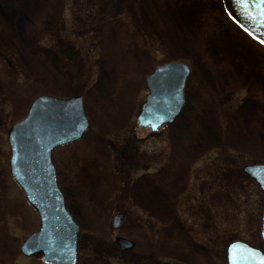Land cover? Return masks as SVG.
I'll return each instance as SVG.
<instances>
[{
	"label": "rangeland",
	"instance_id": "1",
	"mask_svg": "<svg viewBox=\"0 0 264 264\" xmlns=\"http://www.w3.org/2000/svg\"><path fill=\"white\" fill-rule=\"evenodd\" d=\"M167 60L189 66L184 102L150 132L135 116ZM41 93L81 94L88 122L52 154L78 224L74 264H226L236 239L264 249L263 193L239 169L264 163V47L221 0H0V264H41L19 250L38 219L6 139Z\"/></svg>",
	"mask_w": 264,
	"mask_h": 264
},
{
	"label": "water",
	"instance_id": "2",
	"mask_svg": "<svg viewBox=\"0 0 264 264\" xmlns=\"http://www.w3.org/2000/svg\"><path fill=\"white\" fill-rule=\"evenodd\" d=\"M235 22L264 45V3L259 0H223ZM189 68L182 61H163L145 77L147 93L136 116L140 125L156 129L180 110ZM87 125L79 94L56 96L41 93L29 103L25 114L7 130L8 172L23 192L26 202L37 212L39 227L26 236L20 250L25 255L42 252L48 264H73L78 225L64 204L51 159L52 151L80 138ZM242 170L252 177L264 194V163H248ZM122 216L112 218L117 225ZM264 239V202L261 212ZM128 248L126 238L116 237ZM227 264H264V251L241 240L227 244Z\"/></svg>",
	"mask_w": 264,
	"mask_h": 264
},
{
	"label": "bare ground",
	"instance_id": "3",
	"mask_svg": "<svg viewBox=\"0 0 264 264\" xmlns=\"http://www.w3.org/2000/svg\"><path fill=\"white\" fill-rule=\"evenodd\" d=\"M25 6L27 7V8H26L27 10H30V7H31V6H30L29 4H28V5H25ZM107 59H108V61H109V58H108V57H107ZM33 67L36 69V66L33 65ZM36 70H37V69H36ZM38 70H40V66L38 67ZM139 105H140V104H139ZM137 114H138V112L136 113V115H137ZM86 119H87V117H86Z\"/></svg>",
	"mask_w": 264,
	"mask_h": 264
},
{
	"label": "snow or ice",
	"instance_id": "4",
	"mask_svg": "<svg viewBox=\"0 0 264 264\" xmlns=\"http://www.w3.org/2000/svg\"><path fill=\"white\" fill-rule=\"evenodd\" d=\"M241 2H245V3H246L247 0H241ZM259 2H260V3H264V0H259ZM262 42H264V41H262Z\"/></svg>",
	"mask_w": 264,
	"mask_h": 264
},
{
	"label": "flooded vegetation",
	"instance_id": "5",
	"mask_svg": "<svg viewBox=\"0 0 264 264\" xmlns=\"http://www.w3.org/2000/svg\"><path fill=\"white\" fill-rule=\"evenodd\" d=\"M197 197V196H196ZM200 197H201V195H200Z\"/></svg>",
	"mask_w": 264,
	"mask_h": 264
},
{
	"label": "trees",
	"instance_id": "6",
	"mask_svg": "<svg viewBox=\"0 0 264 264\" xmlns=\"http://www.w3.org/2000/svg\"><path fill=\"white\" fill-rule=\"evenodd\" d=\"M257 187V186H256ZM168 264H170V263H168Z\"/></svg>",
	"mask_w": 264,
	"mask_h": 264
}]
</instances>
